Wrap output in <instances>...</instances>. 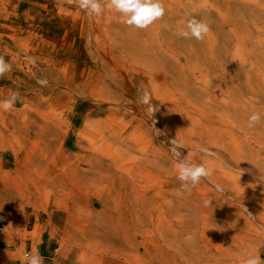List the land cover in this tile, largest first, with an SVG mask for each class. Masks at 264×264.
I'll return each instance as SVG.
<instances>
[{"label": "rangeland", "instance_id": "1", "mask_svg": "<svg viewBox=\"0 0 264 264\" xmlns=\"http://www.w3.org/2000/svg\"><path fill=\"white\" fill-rule=\"evenodd\" d=\"M164 4L136 29L107 8L0 0V100L19 94L0 110V264L29 246L50 264L264 259V120L247 127L264 113V0ZM193 17L210 26L202 41L180 35ZM174 138L213 173L191 193Z\"/></svg>", "mask_w": 264, "mask_h": 264}, {"label": "clouds", "instance_id": "2", "mask_svg": "<svg viewBox=\"0 0 264 264\" xmlns=\"http://www.w3.org/2000/svg\"><path fill=\"white\" fill-rule=\"evenodd\" d=\"M66 3L78 7L89 16H100L105 11V8L113 10L120 14L121 23L136 29H147L154 22L163 18L166 13L164 0H66ZM209 32L210 26L205 20L193 17L187 20L185 29L180 32V35L185 39L202 41ZM11 69L12 65L6 62L3 56H0V77L10 72ZM18 99L19 94L13 92L7 99L0 100V110L4 112L10 111ZM151 101L152 94L147 89H143L139 102L147 105L145 115L152 121V126L157 136H166V131L154 127L156 121L153 119V116L159 109ZM262 120H264V113L255 110L248 117L247 127L249 129L254 128ZM168 144V151L177 161L174 170L177 172V179L181 182L182 191L191 193L202 179H211L213 174L211 168L206 166V163L192 162L190 153H187L186 156L183 155L181 149H184V145L177 138L171 139ZM199 151L209 157L215 156V153L204 146H201ZM216 187L218 191H223L219 185ZM204 203L207 206L210 202L204 201ZM244 211L248 213L246 208H244ZM22 264H45V260L39 252L35 254L26 252ZM239 264H264V259H261L258 253H246L241 257Z\"/></svg>", "mask_w": 264, "mask_h": 264}, {"label": "built area", "instance_id": "3", "mask_svg": "<svg viewBox=\"0 0 264 264\" xmlns=\"http://www.w3.org/2000/svg\"><path fill=\"white\" fill-rule=\"evenodd\" d=\"M26 252L32 253L30 246L27 249L26 248L24 249V251H23V253L21 255V258L18 259V264H22L24 254ZM32 254H34V253H32ZM39 254L44 257L45 264H50L51 263V260L53 259V251H43V252H41Z\"/></svg>", "mask_w": 264, "mask_h": 264}, {"label": "crops", "instance_id": "4", "mask_svg": "<svg viewBox=\"0 0 264 264\" xmlns=\"http://www.w3.org/2000/svg\"><path fill=\"white\" fill-rule=\"evenodd\" d=\"M18 261V260H17ZM17 264H18V262H17Z\"/></svg>", "mask_w": 264, "mask_h": 264}]
</instances>
